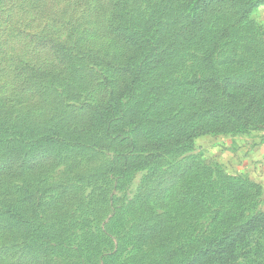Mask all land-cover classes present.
<instances>
[{
  "label": "rangeland",
  "instance_id": "rangeland-1",
  "mask_svg": "<svg viewBox=\"0 0 264 264\" xmlns=\"http://www.w3.org/2000/svg\"><path fill=\"white\" fill-rule=\"evenodd\" d=\"M259 141L264 0H0V264H264Z\"/></svg>",
  "mask_w": 264,
  "mask_h": 264
},
{
  "label": "crops",
  "instance_id": "crops-1",
  "mask_svg": "<svg viewBox=\"0 0 264 264\" xmlns=\"http://www.w3.org/2000/svg\"><path fill=\"white\" fill-rule=\"evenodd\" d=\"M244 136L243 137H241V136H239L238 138H236V140H241L242 142H244L243 140H244ZM254 141H257V139H255ZM258 145L257 146H259L260 144H261V142L259 141V142H256ZM252 152H256V153H258V155H260V158H258V160L260 161L258 164H259V167H258V173H257V176H258V179L257 178H255V177H253V179H255V180H257V181H261L263 178H264V144H261L259 147H258V150L257 151H252ZM251 154V153H250ZM250 159L249 160H251L252 159V157H251V155H250V157H249ZM254 159V158H253Z\"/></svg>",
  "mask_w": 264,
  "mask_h": 264
},
{
  "label": "trees",
  "instance_id": "trees-1",
  "mask_svg": "<svg viewBox=\"0 0 264 264\" xmlns=\"http://www.w3.org/2000/svg\"><path fill=\"white\" fill-rule=\"evenodd\" d=\"M254 220H255V217H254V219H249V220H247V221L245 222V224L242 226V228L247 227V226L250 225Z\"/></svg>",
  "mask_w": 264,
  "mask_h": 264
}]
</instances>
